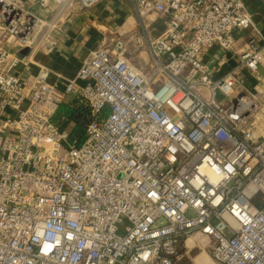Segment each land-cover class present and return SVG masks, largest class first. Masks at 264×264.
Wrapping results in <instances>:
<instances>
[{
  "label": "built area",
  "instance_id": "built-area-1",
  "mask_svg": "<svg viewBox=\"0 0 264 264\" xmlns=\"http://www.w3.org/2000/svg\"><path fill=\"white\" fill-rule=\"evenodd\" d=\"M103 1L0 0V264H174L194 236L218 264H264V33L248 0H129L148 71L106 37L49 83L34 56ZM69 99L92 116L82 143L53 122Z\"/></svg>",
  "mask_w": 264,
  "mask_h": 264
},
{
  "label": "crops",
  "instance_id": "crops-1",
  "mask_svg": "<svg viewBox=\"0 0 264 264\" xmlns=\"http://www.w3.org/2000/svg\"><path fill=\"white\" fill-rule=\"evenodd\" d=\"M246 5L254 23L264 33V0H248ZM154 26L162 30L163 20L155 18ZM106 37L125 41L129 61L137 68L148 71L151 59L145 31L129 0L103 1L91 12L82 13L69 25L55 32V46L48 54H37L33 60L50 70L49 83H57L59 78L71 79L87 53L98 48ZM136 38L141 42L138 50L135 45ZM19 68L20 71L24 69L22 66ZM64 105L83 104L73 103L69 99Z\"/></svg>",
  "mask_w": 264,
  "mask_h": 264
},
{
  "label": "trees",
  "instance_id": "trees-1",
  "mask_svg": "<svg viewBox=\"0 0 264 264\" xmlns=\"http://www.w3.org/2000/svg\"><path fill=\"white\" fill-rule=\"evenodd\" d=\"M68 111H71L70 116L66 115ZM108 112L109 110L105 108L102 111V116L105 117ZM91 120L92 116L89 109L83 105H78L76 107L62 106L53 118V122L61 131L70 129L71 139H75L78 143L84 141V131ZM176 261L177 260H175L174 264H176Z\"/></svg>",
  "mask_w": 264,
  "mask_h": 264
},
{
  "label": "rangeland",
  "instance_id": "rangeland-1",
  "mask_svg": "<svg viewBox=\"0 0 264 264\" xmlns=\"http://www.w3.org/2000/svg\"><path fill=\"white\" fill-rule=\"evenodd\" d=\"M70 114L71 111L66 113L67 116H70ZM258 197L260 198L261 195ZM189 240L193 242V245L190 246L186 242L181 246L176 264H195L196 260L201 256L206 258L210 264H218L213 260L212 255L207 248L204 247L206 243H204L201 238L194 236Z\"/></svg>",
  "mask_w": 264,
  "mask_h": 264
},
{
  "label": "bare ground",
  "instance_id": "bare-ground-1",
  "mask_svg": "<svg viewBox=\"0 0 264 264\" xmlns=\"http://www.w3.org/2000/svg\"><path fill=\"white\" fill-rule=\"evenodd\" d=\"M187 243H188V245H190V246L193 245V242H192L191 240L188 241ZM195 264H210V263H209V261H208L206 258H204L203 256H201V257H199V258L196 260Z\"/></svg>",
  "mask_w": 264,
  "mask_h": 264
}]
</instances>
